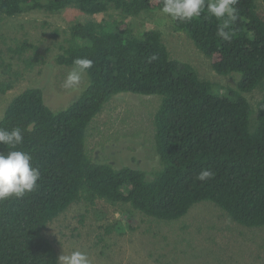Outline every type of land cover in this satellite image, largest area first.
<instances>
[{
  "label": "trees",
  "instance_id": "16d2710c",
  "mask_svg": "<svg viewBox=\"0 0 264 264\" xmlns=\"http://www.w3.org/2000/svg\"><path fill=\"white\" fill-rule=\"evenodd\" d=\"M264 0H238L230 42L217 36L221 21L204 11L190 22L173 21L210 60L220 76L237 73L235 87L223 88L200 76L189 63L172 58L158 30L138 34L131 19L160 10L162 0H0V22L37 11L76 9L87 18L68 25L55 46L56 66L90 59L87 83L78 99L54 111L42 86L15 96L0 128L19 127L40 170L34 191L0 201V264H57L58 252L46 234L73 205L106 202L129 206L156 221L175 222L209 202L246 228L264 227ZM60 33L56 32L54 38ZM0 66L7 94L46 62L29 40L0 37ZM262 92L256 105L249 95ZM120 94L157 96L154 141L160 168L148 173L130 166L99 163L87 143L88 129ZM7 145L0 144V153ZM202 169L213 177L197 180Z\"/></svg>",
  "mask_w": 264,
  "mask_h": 264
},
{
  "label": "rangeland",
  "instance_id": "374dc122",
  "mask_svg": "<svg viewBox=\"0 0 264 264\" xmlns=\"http://www.w3.org/2000/svg\"><path fill=\"white\" fill-rule=\"evenodd\" d=\"M259 13L264 19V6ZM87 17L72 8L59 14L37 11L0 22V37L9 43L29 40L40 49L46 62L24 76L7 94L0 93V120L12 99L31 86H42L45 102L54 110L67 108L80 96L87 83L82 75L78 87H63L73 67L56 66L55 46L67 36L68 25ZM142 34L158 30L172 58L189 63L200 76L220 87H235L240 74L220 76L210 60L184 33L175 31L173 20L154 10L130 20ZM60 33L54 38L55 33ZM0 46L4 49L3 42ZM7 77L0 66V81ZM262 92L248 97L256 105ZM160 106L157 96L120 94L114 97L88 129L87 145L96 162L116 167L130 166L151 173L160 168L154 141V116ZM47 236L58 255L85 252L91 264H264V227L246 228L216 205H195L175 222L156 221L129 206L100 202L96 206L73 205L52 222Z\"/></svg>",
  "mask_w": 264,
  "mask_h": 264
},
{
  "label": "clouds",
  "instance_id": "9594fccd",
  "mask_svg": "<svg viewBox=\"0 0 264 264\" xmlns=\"http://www.w3.org/2000/svg\"><path fill=\"white\" fill-rule=\"evenodd\" d=\"M238 0H162L161 13L173 21L190 22L206 11L209 17L221 21L217 28V36L230 42L234 31L231 25L238 19L236 5ZM87 58L73 60V68L67 74L63 87H78L82 75L92 67ZM23 142L22 130L17 127L11 131L0 128V144L7 145L10 150L0 153V201L12 197H22L25 193L36 189L40 180V170L32 165L33 157L25 151L16 150ZM213 177L210 169H202L197 180L206 181ZM57 264H91L89 256L82 251H72L58 257Z\"/></svg>",
  "mask_w": 264,
  "mask_h": 264
}]
</instances>
